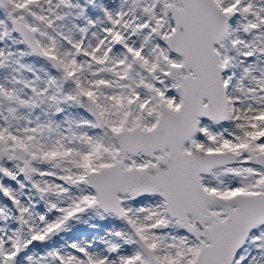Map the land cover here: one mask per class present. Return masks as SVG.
Wrapping results in <instances>:
<instances>
[{
  "label": "rangeland",
  "instance_id": "374dc122",
  "mask_svg": "<svg viewBox=\"0 0 264 264\" xmlns=\"http://www.w3.org/2000/svg\"><path fill=\"white\" fill-rule=\"evenodd\" d=\"M212 1L226 19L225 37L213 47L226 122L198 119L181 151L236 157L199 176L206 195L263 194L264 169L248 165L247 152L264 155V0ZM164 5L177 7L170 0H6L0 8V264H145L140 241L156 264H189L206 244L169 219L158 196L117 195V218L95 207L88 183L90 173L115 162L140 169L160 156L123 155L113 135L150 130L159 105L174 113L181 103L165 77L182 59L164 46L173 31ZM9 20L30 30L58 70L24 46ZM79 93L92 101L101 129L79 109ZM14 147L25 153L24 168L10 157ZM205 215L204 226L224 218L219 207ZM231 264H264V224Z\"/></svg>",
  "mask_w": 264,
  "mask_h": 264
},
{
  "label": "water",
  "instance_id": "95a60500",
  "mask_svg": "<svg viewBox=\"0 0 264 264\" xmlns=\"http://www.w3.org/2000/svg\"><path fill=\"white\" fill-rule=\"evenodd\" d=\"M170 1L177 7L163 6L164 18L173 23V31L165 38L164 46L179 56L182 64L169 66L165 77L173 81L180 92L181 103L174 113L159 105L150 130H123L113 135L114 143L123 155L140 154L148 159L153 153L160 156L154 164L147 163L140 169L122 170L120 163L115 162L90 173L88 183L95 196V207L117 218L122 217L117 195L158 196L169 219H174L194 241L201 238L206 243L199 244L198 252L189 264H231L248 234L264 224V193L237 194L227 199L206 195L199 176L215 168L233 165L236 157L228 152L203 153L193 147L187 152L181 151L182 145L196 133L198 119L218 124L226 122L224 88L213 50L225 37L226 19L212 0ZM5 4L6 0H0V8ZM9 27L52 71L58 70L53 57L40 53L25 25L9 20ZM135 64L141 68L138 61ZM65 78L62 76L61 80ZM77 101L79 109L95 121L97 129H101L103 125L92 101L81 93ZM247 155L248 165L264 169L263 154L247 152ZM10 157L25 167L22 149L14 147ZM210 207L221 208L224 218L204 226V222L209 221L205 213ZM187 217L192 219L191 224ZM139 246L146 258L145 264H156L151 251L141 241Z\"/></svg>",
  "mask_w": 264,
  "mask_h": 264
},
{
  "label": "bare ground",
  "instance_id": "6f19581e",
  "mask_svg": "<svg viewBox=\"0 0 264 264\" xmlns=\"http://www.w3.org/2000/svg\"><path fill=\"white\" fill-rule=\"evenodd\" d=\"M102 15H103V14H102ZM106 16H107V15H106ZM107 17H108V16H107ZM107 17H106V18H107ZM105 20H106V19H105ZM103 22H104V21H103ZM105 23H106V22H105ZM84 24H85V23H84ZM84 24H83V25H84ZM88 24H89V22H88ZM98 24H99V23H98ZM96 25H97V24H96ZM99 26H100V25H99ZM90 28H91V27H90ZM84 29H85V28H84ZM86 32H87V31H86ZM108 32H109V31H108ZM101 33H103V31H101ZM106 33H107V32H106ZM90 34H91V33H90ZM99 34H100V33H99ZM104 34H105V33H104ZM85 35H86V34H85ZM96 36H97V35H96ZM99 37H100L99 42H101V39H103V37H101V34H100ZM100 45H101V44H100ZM106 59H107V58H106ZM114 63H115V62H114ZM115 64H116V63H115ZM110 65H111V63H110ZM227 107H228V104H227ZM228 109H229V107H228ZM258 109H259V108H258ZM238 120L241 121V119H240L239 117H238ZM238 120H237V122H238ZM53 128H54V127H53ZM249 132H250V131H249ZM64 133H65V132H64ZM83 136H84L85 139H88L87 136H86V134H85V135L82 134V137H83ZM247 138H248V137H247ZM56 141H57V140H56ZM61 143H62V142H61ZM59 145H60V144H59ZM64 146H65V145H64ZM66 147H67V146H66ZM66 147H65V149H66ZM64 154H65V153H64ZM81 172H82V171H81ZM39 178H40V176H39ZM34 228H35V227H34ZM57 246H58V245H57ZM60 249H61V248H60ZM85 249H86V247H85ZM69 251H70L72 254H77V255L79 254V253H76L75 250L73 251V249H69ZM113 252H114V251H113ZM118 253H120V252H118ZM109 254H110L111 256H114V254L112 253V250L109 251ZM113 258H114V257H113ZM113 258H112V259H113ZM116 259H117V258H116ZM114 260H115V259H114ZM99 261H100V262H99ZM98 262H99L100 264H102L101 259H99Z\"/></svg>",
  "mask_w": 264,
  "mask_h": 264
},
{
  "label": "flooded vegetation",
  "instance_id": "af4514ba",
  "mask_svg": "<svg viewBox=\"0 0 264 264\" xmlns=\"http://www.w3.org/2000/svg\"><path fill=\"white\" fill-rule=\"evenodd\" d=\"M21 12L24 13V14H27L26 11H24V10H22ZM46 15H47V16L50 15V12H49L48 10H46Z\"/></svg>",
  "mask_w": 264,
  "mask_h": 264
}]
</instances>
